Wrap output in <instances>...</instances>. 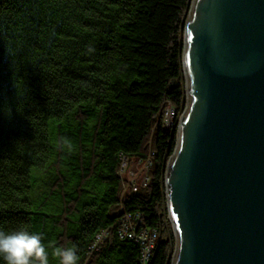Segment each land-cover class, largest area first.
I'll return each mask as SVG.
<instances>
[{
    "label": "trees",
    "instance_id": "1",
    "mask_svg": "<svg viewBox=\"0 0 264 264\" xmlns=\"http://www.w3.org/2000/svg\"><path fill=\"white\" fill-rule=\"evenodd\" d=\"M190 4L0 0V230L40 234L49 251L74 245L78 264H142L137 235L156 230L145 264H170L165 174L186 106ZM123 156L149 163L147 184L123 179Z\"/></svg>",
    "mask_w": 264,
    "mask_h": 264
},
{
    "label": "water",
    "instance_id": "2",
    "mask_svg": "<svg viewBox=\"0 0 264 264\" xmlns=\"http://www.w3.org/2000/svg\"><path fill=\"white\" fill-rule=\"evenodd\" d=\"M184 25L170 264H264V0H191Z\"/></svg>",
    "mask_w": 264,
    "mask_h": 264
},
{
    "label": "clouds",
    "instance_id": "3",
    "mask_svg": "<svg viewBox=\"0 0 264 264\" xmlns=\"http://www.w3.org/2000/svg\"><path fill=\"white\" fill-rule=\"evenodd\" d=\"M59 260V264H78L77 249L57 246L49 251L42 243L40 234L27 229L0 230V258L5 264H49V256Z\"/></svg>",
    "mask_w": 264,
    "mask_h": 264
},
{
    "label": "built area",
    "instance_id": "4",
    "mask_svg": "<svg viewBox=\"0 0 264 264\" xmlns=\"http://www.w3.org/2000/svg\"><path fill=\"white\" fill-rule=\"evenodd\" d=\"M167 112H166V121L167 124L170 125L173 122V119L176 115V109H174L171 105H169L167 107ZM127 157L123 156V163H122V168L124 167V163L127 161ZM146 180H148V177L146 178ZM144 182V181H143ZM137 188V186H135V189ZM139 222L141 220V218L138 219ZM132 221L133 219L129 217V215H126V217L124 218V220L122 221L123 223V232H128L132 237L136 236L137 233L135 230H132ZM138 238L142 239L143 242H145V249H144V253L145 256L142 260V264H145L146 259L148 257V255L150 254L149 252L151 251V248L154 246L155 243V239L158 236V232L156 230H143L142 232L138 233Z\"/></svg>",
    "mask_w": 264,
    "mask_h": 264
},
{
    "label": "rangeland",
    "instance_id": "5",
    "mask_svg": "<svg viewBox=\"0 0 264 264\" xmlns=\"http://www.w3.org/2000/svg\"><path fill=\"white\" fill-rule=\"evenodd\" d=\"M149 163L147 162L146 164L141 165L138 161L135 160H127L124 163V167L121 170L122 171V177L123 179L130 181V182H134L136 184V179L141 178L142 182L144 184L148 183V180H146V178L148 176V168Z\"/></svg>",
    "mask_w": 264,
    "mask_h": 264
}]
</instances>
